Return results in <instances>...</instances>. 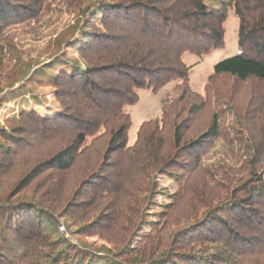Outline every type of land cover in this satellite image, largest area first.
Returning a JSON list of instances; mask_svg holds the SVG:
<instances>
[{"label":"trees","instance_id":"16d2710c","mask_svg":"<svg viewBox=\"0 0 264 264\" xmlns=\"http://www.w3.org/2000/svg\"><path fill=\"white\" fill-rule=\"evenodd\" d=\"M230 8L240 21L239 51L217 62L212 76L264 83V0H0V264H264V85L261 108L243 114L226 103L236 116L228 144L219 143L230 124L218 112L188 137L191 117H167V101L162 117L144 121L128 141V107L140 89L178 81L181 101L205 102L189 86L183 54L223 47ZM62 11L74 12L73 25L47 58L24 61L10 28ZM29 84L50 88L54 104L33 96ZM34 102L47 107L29 109ZM49 140L57 142L53 151L38 155ZM101 140L100 165L64 199L60 175ZM218 148L237 155L240 171L230 174L222 160L221 178L212 175L219 191H204L199 206L166 230L172 201ZM161 179L174 191L157 189ZM158 194L170 202L158 203Z\"/></svg>","mask_w":264,"mask_h":264},{"label":"rangeland","instance_id":"374dc122","mask_svg":"<svg viewBox=\"0 0 264 264\" xmlns=\"http://www.w3.org/2000/svg\"><path fill=\"white\" fill-rule=\"evenodd\" d=\"M75 18L76 15H74V12L62 11L51 18H43L38 24L33 26L18 24L11 27L10 32L13 34L12 37L14 40L18 43L17 47L23 53V60L47 58L51 46L55 45V39L63 37L66 30L70 28V25H73ZM239 25L240 21L238 16L234 9L230 8L224 23L225 34L223 47L211 49V51L201 56L189 51L183 54V60L186 65L189 66V86L196 93L202 94L203 99H205V102L201 106L200 103L202 100H196V98L191 95H188L186 99L181 101L180 94L182 88H178V81H172L158 91H153L152 88L147 87L139 90V101L128 107V111L131 113L132 117V126L128 136L129 143L136 141L139 127L144 121L162 117L165 101H167L166 106L168 107L167 117L171 119H174V117H178L179 119L191 117V123L188 124V137H193L203 131L210 124L212 114L218 112L227 125L230 124V128L227 131L228 134H226L227 132L225 131L219 143H222V145H225V142L227 144L229 143L228 140L232 138L233 135H236V133L231 132L233 124H235L234 119H236V116H233L231 112H229V110H232L231 105L243 114L254 107L261 108L262 97L259 99V88L264 85V83L255 79L238 81L226 74L212 76L214 65L217 62L238 53ZM28 86L32 91V95L34 93L38 94L42 99L43 96H45L46 100L43 99L44 103L54 104L53 94L50 92V88L46 86L35 87L33 84H29ZM33 96H31L32 101L34 100ZM228 102L231 105H227L226 103ZM12 103L13 102L7 103L5 106L3 105L1 107V112L5 113L12 109ZM46 104L42 106L34 102L33 106H29V109L32 108L41 111ZM189 107L192 109L191 112L188 111ZM0 121H3V116H1ZM186 123L187 122H185V125ZM251 127L253 128V125H251ZM56 144V140L45 142L39 146L40 148L37 154L44 155L53 151ZM96 144V150L94 148L93 151L86 153V155L70 170L60 175L62 179L61 186L65 192L64 199L71 195L78 182L87 175V169H96L100 165L102 155H99V152L105 144L102 140L101 143L98 141ZM222 145L218 146L222 147ZM222 150L223 148H218L212 155H206L203 158V168L194 172L189 180L185 182L184 195L178 198V200L172 201V212L162 219V223L165 225L166 230L172 229L186 213L190 212L191 209H195V206H199L196 204L204 191H207L211 196H215V193L219 190L215 186L216 180L213 181L212 175H217L216 177L218 178L216 179L218 180L221 178V170H223V168L221 170L219 169L220 166H222L220 165L222 160H224L223 164H225L224 166L230 174L233 173L237 175L240 171V159H237V155H231L230 151L228 155H224V151ZM231 150L235 152L234 149L231 148ZM219 153L222 154L220 160L216 157ZM16 173L17 169H13L10 172V176L12 177ZM130 178H128V181ZM132 178H135L134 181L137 180L136 182L139 181L138 177ZM156 187L157 189L168 187L170 191H174V184L169 180L161 179L157 181ZM153 197L161 204L169 203L171 200V198L163 194H158ZM121 202L123 203V201ZM65 228V225L61 226L62 231H65ZM67 237L74 239V241L82 239L88 243H94L97 246L102 243H107L105 241L107 238L105 239L98 235L67 234Z\"/></svg>","mask_w":264,"mask_h":264}]
</instances>
